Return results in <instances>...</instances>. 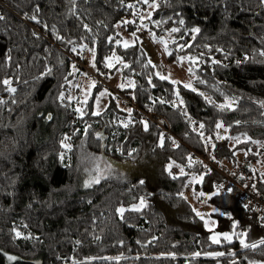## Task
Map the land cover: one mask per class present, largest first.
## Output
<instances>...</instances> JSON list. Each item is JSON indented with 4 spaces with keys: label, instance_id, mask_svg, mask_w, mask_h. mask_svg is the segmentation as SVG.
Returning a JSON list of instances; mask_svg holds the SVG:
<instances>
[{
    "label": "trees",
    "instance_id": "1",
    "mask_svg": "<svg viewBox=\"0 0 264 264\" xmlns=\"http://www.w3.org/2000/svg\"><path fill=\"white\" fill-rule=\"evenodd\" d=\"M152 2L0 0V81L16 89L0 83V264H264V226L242 208L237 189L209 200L216 232L231 236L220 243L186 196L193 178L195 192L213 193L222 181L216 173L201 179L203 163L187 146L231 169L242 160L237 151L250 156L253 144H264V2ZM140 27L168 41V63L189 62L191 87L160 79L138 43L123 45ZM85 49L96 74L166 117L185 145L161 146L153 123L78 65ZM82 77L88 92L77 102ZM101 93L107 106L95 115ZM85 151L116 163L113 176L86 187ZM169 165L183 175L173 180ZM256 188L264 195V184Z\"/></svg>",
    "mask_w": 264,
    "mask_h": 264
},
{
    "label": "rangeland",
    "instance_id": "2",
    "mask_svg": "<svg viewBox=\"0 0 264 264\" xmlns=\"http://www.w3.org/2000/svg\"><path fill=\"white\" fill-rule=\"evenodd\" d=\"M125 42H127L128 46L134 45L138 43L146 52L147 58L151 61L155 69V74L159 73L163 76L170 77L167 79L168 81H177V83L189 84L191 86V79L193 78L192 71L189 72L188 69L191 68V65L188 61H183L180 64H170L167 61L168 53L165 51V43L167 45L168 41L163 37H156L151 36L149 33L146 32L144 27H140L134 33L129 34L126 36ZM125 42L123 45H125ZM83 56H85L86 66L93 69L92 65V53L91 50L85 49L83 52ZM158 76V75H157ZM159 77V76H158ZM105 84L110 83L106 81ZM88 80L85 77L79 79L76 83L75 88H79L81 91L80 93H73V98L79 102L81 99H85L86 93L88 92ZM112 89H116V92L119 94L120 91L118 90V85H110ZM85 91V92H84ZM115 92V94H116ZM122 95V94H121ZM117 96V94H116ZM123 99V98H122ZM124 100V99H123ZM107 106V96L100 95L96 105V111L99 113L105 109ZM246 152L237 151V157L241 160L245 156ZM63 159L66 161L68 160V156L65 155ZM82 170L84 174L85 186L91 187L103 179L110 178L117 170L116 163L112 161H108L103 158V156L93 155L87 151L84 152L82 158ZM200 178H202L200 176ZM98 180V182H97ZM198 179L193 178L191 180L189 194L186 193L188 200L193 205L196 212L198 211L203 216V221L207 223L206 228L212 232V237L214 235H219L220 238L222 235L216 232L217 228V220L214 218L213 214L216 213L213 206L210 205L209 200L211 196L217 193V190L213 193H205V192H195V184ZM203 193L204 195H200ZM201 217V216H200ZM211 255L216 256V253ZM14 259L9 260V263L13 262Z\"/></svg>",
    "mask_w": 264,
    "mask_h": 264
},
{
    "label": "built area",
    "instance_id": "3",
    "mask_svg": "<svg viewBox=\"0 0 264 264\" xmlns=\"http://www.w3.org/2000/svg\"><path fill=\"white\" fill-rule=\"evenodd\" d=\"M76 62L92 77L98 79L114 93L116 92V89H112L109 84H105L107 80L101 78L93 69L91 70L90 67L88 68L86 66L85 60ZM116 94L140 113L144 121L153 123L159 129L164 140H174L176 143L185 145L172 132L171 125L166 117L156 113H147L132 101L127 100L122 93V95L118 92H116ZM187 148L191 151L193 159H199L203 163V170L200 176L203 178L205 176H210L212 173L219 174L222 181L220 183H212L217 192L225 194L233 189H237L239 191L242 208L250 213H258L259 223L264 226V195L256 188L259 183L264 184V144H253L251 147V155L243 157L240 163L231 169H226L223 167L222 163L213 161L210 157V151L206 154H201L188 146ZM252 156L260 157L261 168L255 169L257 163L253 161ZM170 173L173 180H177L183 175L181 169L176 165H172Z\"/></svg>",
    "mask_w": 264,
    "mask_h": 264
},
{
    "label": "snow or ice",
    "instance_id": "4",
    "mask_svg": "<svg viewBox=\"0 0 264 264\" xmlns=\"http://www.w3.org/2000/svg\"><path fill=\"white\" fill-rule=\"evenodd\" d=\"M143 2L144 3H146V4H148L149 3V0H143ZM262 2H264V0H262ZM128 7H133L132 5H128ZM150 7H152V8H158L159 7V5L158 4H156L155 2H154V0H153V2L150 4ZM39 6L37 5L36 6V8H35V11L36 12H39ZM29 19H31V20H33V21H36L37 23H39V21L37 20V16L36 15H32V16H30V17H28ZM6 19V17L3 15V14H0V21H3V20H5ZM125 23H129L128 21H125ZM180 23H183V20H181L180 21ZM85 27H87L86 25H85ZM176 31H179V29H176V28H173L172 29V32H176ZM199 31H200V29L199 28H193L192 29V32H194V33H199ZM33 35H36V33L34 32L33 33ZM58 39L60 38V37H57ZM117 43H119V41H117ZM125 47H128V44H127V42H125V45H124ZM181 48H183V46H181ZM73 51H76V49L74 48V49H72ZM165 51L167 52V45H166V43H165ZM168 55H171V53L169 52L168 53ZM261 55H264V53H261ZM93 59H94V57H93ZM183 59H185L184 57H181L180 58V60H183ZM149 63H151V61H149ZM214 63H215V61H214ZM237 63H241V61H238ZM93 66H95V64H93ZM106 66H108V67H111L112 65L109 63V64H107ZM125 67H127V65H125ZM50 71V70H49ZM188 71L189 72H191L192 71V69L191 68H189L188 69ZM157 75L159 76V78L160 79H162V80H165V79H169L170 77H168V76H163V75H160L159 73H157ZM0 83H3L4 85H6V86H8L7 87V91H9V92H11V93H14L15 91H16V89L15 88H13V87H11V83H12V81L11 80H9V79H4L3 81H0ZM172 83H177V81H172ZM91 86H95V82L93 81V83H92V85ZM125 85H120V87L121 88H123ZM186 88H188V87H191L189 84H185L184 85ZM193 91H195V89H192ZM101 95L103 96V95H105V93H101ZM177 95H179V93H177ZM201 95H203L202 93H201ZM64 97H63V94H61L60 95V97H58V99H63ZM161 103H165V101H160ZM0 103H4V101H2V100H0ZM181 104H183V101H181ZM221 107V109H223L224 107H231V105H221L220 106ZM129 112L131 111L130 109L128 110ZM83 114V113H82ZM95 115H99V113L97 112V113H94ZM47 119H49V120H51L52 119V117H51V115H49L48 117H47ZM143 123V126H144V130L145 131H147V129H148V125H147V122H142ZM125 127H127V124L125 125ZM223 127V124L222 123H217L216 124V128H222ZM200 128L202 129V128H204V125L203 124H200ZM201 135H202V133H201ZM217 138L218 139H223V137H220L219 136V134H217ZM237 141H238V138H237ZM254 143H255V141H253ZM173 143H175L174 141H173ZM163 145V136H161V146ZM212 147L214 148L215 147V145L213 144L212 145ZM213 159H214V157H213ZM171 165H169V169H171ZM181 173H183V169H181ZM171 174V173H170ZM202 179V178H201ZM97 182H98V180H97ZM140 183L141 184H143L144 183V181H140ZM182 195V194H181ZM200 195L202 196V195H204L203 193H200ZM144 205V200L143 199H141V201H140V206H136V207H134L133 208V210H135V211H140L141 210V207ZM124 211H125V209L124 208H120V209H118V212L121 214V216H123V213H124ZM193 211H196L195 209H193ZM213 211H215V209L213 210ZM196 215L197 216H201V219H203V216L201 215V213H199L198 211L196 212ZM206 226H207V223H206ZM236 227V224L234 223L233 224V228H235ZM22 234L19 232V231H16L15 232V236L16 237H20ZM242 235V234H241ZM222 236H223V239L224 240H227V241H230L231 240V236L229 235V234H227V233H225V234H222ZM25 238H30V237H25ZM212 242L213 243H220V236L219 235H214L213 237H212ZM77 243H79V242H77ZM240 243L242 244V245H244V247H253V248H255L256 247V245L255 244H253V245H247V244H245L244 243V241L243 240H241L240 241ZM261 244H264V240H262L261 242H260ZM217 255H224V253H217ZM9 259H15V257H9Z\"/></svg>",
    "mask_w": 264,
    "mask_h": 264
},
{
    "label": "crops",
    "instance_id": "5",
    "mask_svg": "<svg viewBox=\"0 0 264 264\" xmlns=\"http://www.w3.org/2000/svg\"><path fill=\"white\" fill-rule=\"evenodd\" d=\"M190 184H191V183H189V184L187 185V188H186V193H188V194H189V191H190V190H189V188H190Z\"/></svg>",
    "mask_w": 264,
    "mask_h": 264
},
{
    "label": "water",
    "instance_id": "6",
    "mask_svg": "<svg viewBox=\"0 0 264 264\" xmlns=\"http://www.w3.org/2000/svg\"><path fill=\"white\" fill-rule=\"evenodd\" d=\"M34 264H42L41 262H35Z\"/></svg>",
    "mask_w": 264,
    "mask_h": 264
}]
</instances>
